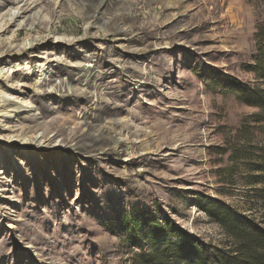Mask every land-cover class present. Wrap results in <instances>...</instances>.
<instances>
[{
    "label": "rangeland",
    "instance_id": "1",
    "mask_svg": "<svg viewBox=\"0 0 264 264\" xmlns=\"http://www.w3.org/2000/svg\"><path fill=\"white\" fill-rule=\"evenodd\" d=\"M263 21L264 0H0V264H136L154 229L232 247L205 210L256 216L230 157L263 130L229 86L260 84Z\"/></svg>",
    "mask_w": 264,
    "mask_h": 264
},
{
    "label": "trees",
    "instance_id": "2",
    "mask_svg": "<svg viewBox=\"0 0 264 264\" xmlns=\"http://www.w3.org/2000/svg\"><path fill=\"white\" fill-rule=\"evenodd\" d=\"M256 45L255 64L249 69L260 83L256 88H250L238 82L229 86L236 93L237 100L258 110L257 114L248 117L254 125L262 127L264 135V21L257 27L254 35ZM249 127H243L239 135H249ZM257 136L252 135L251 145ZM244 151H234L230 157L233 164L243 166L249 172L245 179L247 198L255 201L251 207L254 214L244 215L233 209L210 212L205 210L211 221L219 225L231 246L227 250L185 241L182 230L154 229L150 241L149 254H140L136 264H264V138ZM243 148V147H242ZM243 151L242 153H240ZM240 153V154H239ZM239 154V156H238ZM256 174V175H254ZM143 244L132 247L142 250Z\"/></svg>",
    "mask_w": 264,
    "mask_h": 264
},
{
    "label": "bare ground",
    "instance_id": "3",
    "mask_svg": "<svg viewBox=\"0 0 264 264\" xmlns=\"http://www.w3.org/2000/svg\"><path fill=\"white\" fill-rule=\"evenodd\" d=\"M27 7H28V6H26V8L23 10V13L26 12ZM15 110H16V111H14V112H16V114L20 115V114L24 111V108H21V107H17V106H15ZM18 132H19V131H16L15 138H18V144H19V143H21V142H23V141H22V139H19V138H21V136H20V134H19ZM23 143H24V142H23Z\"/></svg>",
    "mask_w": 264,
    "mask_h": 264
}]
</instances>
